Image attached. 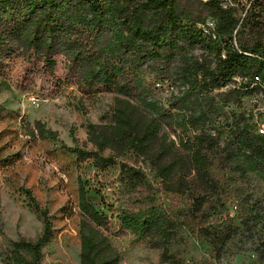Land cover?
<instances>
[{"label":"rangeland","instance_id":"374dc122","mask_svg":"<svg viewBox=\"0 0 264 264\" xmlns=\"http://www.w3.org/2000/svg\"><path fill=\"white\" fill-rule=\"evenodd\" d=\"M123 3L106 0L107 12L99 18L68 0L60 4L59 17L68 24L104 25L96 38L103 56L133 72L139 89L136 103L161 119L177 143L202 134L216 139L211 170L218 191L208 192L209 201L194 214L191 195L169 193L147 161L123 156L119 160L143 170L147 185L137 193L121 192L119 163L98 165L93 153L105 157L110 151H98L88 139V125L104 122L116 94L84 95L72 85L56 91L51 81L41 79L35 91L26 90L15 83L18 62L9 77L0 79V147L2 158L8 160L0 166V264H6L13 241H36L43 232V221L31 210L24 188L48 209L54 230L43 246L41 264H80V179L96 206L118 224L112 238L119 264H161L163 251L130 226L119 231L123 209L134 211L137 221L156 216L172 221L177 229L172 251L179 254L178 264H264V156L252 153L248 141L264 137L260 133L264 91L252 78L258 71L264 80V65L258 62L264 59V8L244 17L232 14L234 24L223 25L203 10L201 0H179L180 14L195 20L196 29L214 22L206 27L215 36L204 34L214 49L181 40L172 58L142 60L123 46L127 35L119 19ZM146 22L151 26L155 19L149 14ZM231 42L239 49L247 45L251 69L234 72L226 83L205 91L203 66L214 68L219 49L226 48L221 53L228 55ZM141 45L134 42L132 47ZM38 122L46 138L39 134ZM79 151H85V160L79 161Z\"/></svg>","mask_w":264,"mask_h":264},{"label":"trees","instance_id":"16d2710c","mask_svg":"<svg viewBox=\"0 0 264 264\" xmlns=\"http://www.w3.org/2000/svg\"><path fill=\"white\" fill-rule=\"evenodd\" d=\"M65 1L68 0H0V79L9 77L21 62L15 83L23 89L35 91L36 82L41 79L51 81L56 91L72 85L84 95L116 94L115 106L103 117L104 122L88 125L89 141L98 151H110L105 157H99L95 151L97 164L119 163V190L133 194L147 185L146 175L141 168L119 159L123 156L143 158L166 191L175 196L188 193L193 199L194 214L201 211L211 196L208 192L218 191L211 170V152L217 145L216 139L202 134L181 138L177 143L161 119L149 115L136 103L139 89L133 72L120 65V61L103 56L96 38L105 30L104 25H74L60 20V4ZM73 1L99 18L107 12L106 0ZM202 2L203 10L218 17L223 25L234 24L233 12L222 9L216 1ZM149 14L155 19L151 26L146 22ZM119 19L127 33L123 46L127 52L134 50L142 60L172 58L181 40L203 44L208 51L214 49L203 31L196 29V21L180 14L179 0H125ZM134 42L142 45L133 48ZM233 45L231 42L226 59L220 58L223 47L219 49L214 68L203 66L201 87L205 91L226 83L234 72L251 69L249 57ZM247 49V45L242 44V50ZM258 62L264 65L263 59ZM258 74L253 71V81ZM37 126L39 134L46 138L44 127L40 122ZM248 141L252 153L261 159L264 137H249ZM86 157L85 151L78 152L79 161ZM7 162L1 156L0 147V166ZM79 185L80 264H119L120 255L112 238L118 224L91 200L81 179ZM24 191L30 199L31 210L43 221V232L36 241H13L7 251L6 264H41L43 246L54 234L48 209L38 203L30 189L24 188ZM109 206L114 208L112 203ZM133 212L123 209L118 215L119 231L126 226L134 228L137 235L148 238L151 246L163 250L161 264H178L179 254L172 251L177 234L175 224L164 222L158 216L137 221Z\"/></svg>","mask_w":264,"mask_h":264},{"label":"built area","instance_id":"2783aa9c","mask_svg":"<svg viewBox=\"0 0 264 264\" xmlns=\"http://www.w3.org/2000/svg\"><path fill=\"white\" fill-rule=\"evenodd\" d=\"M230 6V12L240 14L243 17L248 14H255L261 12V5L264 0H223ZM264 126V123L261 124Z\"/></svg>","mask_w":264,"mask_h":264},{"label":"bare ground","instance_id":"6f19581e","mask_svg":"<svg viewBox=\"0 0 264 264\" xmlns=\"http://www.w3.org/2000/svg\"><path fill=\"white\" fill-rule=\"evenodd\" d=\"M202 1H209V0H202ZM212 1H216V2H218V4L220 5V7L222 8V9H227V10H230V6L228 5V4H226L225 3V1H223V0H212ZM264 8V4H262L261 5V12H262V9ZM200 25H203L200 29L203 31V33L204 34H206V35H210V36H215L214 34H212V32H211V29L212 28H210V27H206V25H215L214 24V22L213 21H207L206 23H204V24H200ZM212 27V26H211ZM213 30V29H212ZM213 38V37H212ZM236 41V40H235ZM220 42V41H219ZM236 44V43H235ZM237 46V45H236ZM239 47V46H238ZM224 49V48H223ZM239 49V48H238ZM239 52H241V53H243L244 52V54H246V52L247 51H243L241 48L239 49ZM238 52V53H239ZM249 52V51H248ZM247 55V54H246ZM227 56L228 55H221V57L222 58H224V59H226L227 58ZM249 57V56H248ZM264 60V59H263ZM255 80H257L256 81V83L258 82V84H260V86L262 87V89H263V91H264V80L263 79H261V77L258 75V76H256L255 77ZM260 133L261 134H264V126H261L260 127Z\"/></svg>","mask_w":264,"mask_h":264}]
</instances>
